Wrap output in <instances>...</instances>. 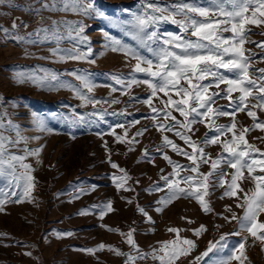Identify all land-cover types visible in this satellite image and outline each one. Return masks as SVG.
<instances>
[{"label": "snow or ice", "instance_id": "1", "mask_svg": "<svg viewBox=\"0 0 264 264\" xmlns=\"http://www.w3.org/2000/svg\"><path fill=\"white\" fill-rule=\"evenodd\" d=\"M4 7L34 14L38 18V26L32 32L21 34L20 27L27 29L29 25L18 17L14 18L10 27L0 25V42L12 40L21 45H55L47 49L48 56L37 55L25 47V57L50 60L52 63L76 61L94 65L96 60L91 58L93 49L87 35L91 25L86 24L85 20L99 19L129 38L130 42H125L104 32L106 49L122 54L125 66L130 67L131 71L127 75L121 72L105 74L112 83L98 85L92 73L84 68L64 72L41 66L24 71L14 70L12 79L15 84H28L48 92L66 90L80 101L79 107L91 105L93 110L82 115L73 110L70 116L63 113L45 116L32 112V127L26 129L8 111L9 106L14 109L18 105L12 100L6 104L5 97L0 94V181H5L0 185V212L5 211L8 203H22L25 200L37 203L32 195L38 183L33 175L36 169L26 161L33 158L37 166L42 164L41 153L46 143L39 144V141L54 134V129L49 127V119L70 127L98 126L107 122V115H130L126 109L109 113L103 107L105 104L111 107L121 103L118 97L96 98L95 89L103 86L110 89L109 96L119 91L121 96L128 95L130 99L146 105L151 113L146 119L161 135V142L154 152L167 162L171 172L160 175L163 184L153 182L147 189L150 193H164L155 201L154 211L163 213L175 201L186 199L194 200L205 215L212 214L229 224L235 221L234 231L221 233L217 240L209 241L206 250L189 264H232L233 261L236 264H251L248 248L259 244L264 252V220L259 219L264 214V150L246 138L257 129L264 132V119L258 115L264 113V68L253 67L257 63V53L245 48V44H256L264 52V41L251 39L255 34L252 26L261 29L259 34L264 35V0H139L136 11L125 8L120 15H108L99 7L97 0H29L25 5L17 4L16 0H0V9ZM44 12L63 13L65 16L52 19L43 16ZM124 13L128 18H123ZM67 14L79 19H66ZM0 15H10V12L0 11ZM45 19L50 24L45 25ZM167 24L176 26L178 31L163 30ZM225 33L231 35L226 36ZM64 41H69L72 47H61ZM82 47H86V50H82ZM260 61H264V56L260 57ZM141 86L148 92L143 100L131 94L134 87ZM221 100L227 101V104H220ZM174 113H178L179 118ZM238 113H245L252 124L244 126L237 119ZM221 118H229V122L219 123ZM126 123L127 127L125 123L109 125V134L114 136L116 142L126 143L131 152L139 143L136 138L143 136L149 128L141 127L129 137V128L140 121ZM198 124L208 131L203 137L194 139L199 131L195 127ZM116 128L123 129V134H117ZM30 130L37 135H26ZM167 133L183 141L184 146L177 144ZM255 139L264 142V136ZM34 142L38 146L29 147ZM104 146L107 149V141ZM211 146H219L220 151L215 156L206 150ZM169 151L184 157L188 163L181 164L174 160ZM141 159L154 163L156 155L145 146ZM108 162L120 173L112 175L117 190L134 191L128 184L132 177L111 160L110 150ZM204 165L208 166L207 172L201 171ZM160 172L164 173V169H160ZM246 179H250L254 185L247 191L241 187V182ZM96 187H81L74 199L89 194ZM218 189H223L220 199L235 198L236 208L242 210V215L233 211L231 205H225V212L231 213L230 216L215 212L211 197ZM127 203L132 204L133 200L129 199ZM97 210L100 220L115 211L113 202L108 200L83 208L78 215L94 214ZM136 210L148 224H155L144 207L136 204ZM181 219L188 224L195 223L187 217ZM100 226L108 232L118 233L130 250L124 252L105 243L75 250L93 256L107 250L117 257H123V264H146L148 260L153 264H177L197 248L196 240L183 237L181 233L191 231L198 239L208 231L204 224L193 229L168 227L167 231L174 233L175 238L158 241V246L150 245L149 250L145 251L135 239V228L123 232L108 225ZM214 227L219 231L223 225L216 224ZM55 235L60 239L72 236L73 232H57ZM7 236V233H0V237ZM230 236H240L241 239L230 249L227 257L214 258L216 253L228 247ZM24 255L32 256V253L25 252ZM97 260L99 264L98 257Z\"/></svg>", "mask_w": 264, "mask_h": 264}, {"label": "rangeland", "instance_id": "2", "mask_svg": "<svg viewBox=\"0 0 264 264\" xmlns=\"http://www.w3.org/2000/svg\"><path fill=\"white\" fill-rule=\"evenodd\" d=\"M29 0H16L17 4L25 5ZM139 0H97V4L108 15H120L121 10L128 8L132 11L137 10ZM165 2V0H162ZM38 6V5H37ZM2 12H10V15H0V25L10 27L12 19L20 18L29 26L25 29L20 27V33L25 34L32 32L38 26V18L34 14H27L22 10H9L4 7L0 9ZM43 16L52 19H60L65 16L63 13L44 12ZM66 19L75 20L79 17L67 14ZM123 18H128L127 14H123ZM19 23V21H17ZM86 24L91 25L87 29V35L90 37L91 47L93 49L92 59L96 60L94 65L81 63L76 61H68L67 63H52L50 60H42L36 58L25 57V47L30 52L37 55L48 56V48L55 47L54 44H45L41 46L21 45L15 41L0 42V94L5 97V103L14 101L18 107H8V111L13 113V119L22 127L31 129V113L36 112L45 116L52 113H63L70 116L75 110L78 114H84L92 111L91 105L87 107H79L80 101L73 94L66 90L57 92H48L28 84L17 85L12 79L14 70H30L37 66L54 69L58 72L65 70L71 71L76 68L88 69L92 73V78L98 85L111 84L112 81L105 74L113 72H121L127 75L131 69L125 66V58L118 52L107 50L104 32L130 42L128 37H123L121 33L107 25L103 20H85ZM45 25L50 21L45 19ZM254 33L251 39L256 42L264 41V35H260L261 29L254 26ZM163 30L178 31L174 25L167 24L163 26ZM226 36L231 35L225 33ZM61 47L69 48L72 44L64 41ZM245 48L256 52L255 60L257 63L254 68H264V61H260V57L264 56L256 44H245ZM86 50V47H82ZM131 63H135L132 61ZM65 79H72L65 77ZM74 83H78L73 81ZM223 87V86H222ZM110 89L108 87H97L95 89V97L98 99H111L118 97L120 104H114L109 107L105 104L108 112H119L126 109L130 115L105 117L106 123L97 125H83L70 127L66 123L58 120L49 119V127L54 129V134L46 136L39 141V144H45L41 153L42 164L37 166L33 158H29L27 163H31L36 169L33 175L38 181L32 195L36 198L37 203H30L25 200L22 203H8L5 211L0 212V233H7V237H0V264H123V257H117L107 250L96 253L95 256L85 254L75 249L95 247L100 243L110 244L124 252H128L129 246L123 242V238L118 233L108 232L100 225H108L113 228H119L123 232H127L130 228H135V239L139 246L145 251L149 250L150 245H157L158 241H166L175 238L174 233L167 231L168 227H177L183 229H193L200 224L207 226L208 231L198 239L193 236L191 231H184L181 236L196 240L197 248L187 258H182L177 264H189L195 256L205 251L209 241H215L221 233H230L235 230V221L225 223L221 218H217L212 214L205 215L200 210L198 204L194 200L180 199L171 204L163 213L154 211L155 201L164 195L161 192L150 193L147 189L153 182L160 181V175H166L171 172V167L164 161L158 153L154 152L156 145L161 142V135L149 119H146L151 113L149 108L132 100L128 95L121 96L120 92L113 93L109 96ZM132 96L138 97L139 100L147 98L148 92L144 86L134 87L131 90ZM166 99V98H165ZM158 104V101L154 100ZM220 104H227V101L221 100ZM178 116V113H174ZM260 119H264V113H258ZM237 119L244 126L252 124L251 118L245 113H238ZM139 120L140 123L129 128V137H131L141 127H148L149 131L143 136L137 137L139 141L135 145V150L129 152L126 143H118L114 136L110 133L109 125L115 126L117 123H125L127 121ZM219 123H228L229 118H221ZM199 131L194 139L203 137L208 130L203 125H196ZM117 134H123V129L116 128ZM26 135H37L34 131H27ZM171 139L177 144L183 145V141L179 140L172 133H167ZM101 136L103 138H101ZM264 136V132L260 130L252 131L246 136L250 143L256 144L261 150H264V142L255 139V137ZM75 137V138H73ZM107 141V149L104 142ZM37 143H32L29 147H36ZM147 146L153 155H156L154 163L141 159L142 149ZM109 150L111 151V160L124 168L132 177L128 184L132 186L134 191L117 190L112 180L115 173L120 175L117 169H113L108 162ZM190 151V149H188ZM207 151L213 156L220 151L219 146H211ZM174 160L181 164H187L188 161L177 156L171 151L168 153ZM164 169V173L160 172ZM201 171L207 172L208 166L204 165ZM231 171V170H229ZM245 176L247 173L245 172ZM139 181V183H136ZM5 181H0L3 185ZM96 185V189L89 194L74 199V196L81 187L89 188ZM241 187L247 191L254 187L250 179L241 182ZM7 191V189H5ZM223 189H218L211 197L212 206L216 213L231 215L225 212V205H231L233 211L242 215V210L236 208L235 198L220 199ZM242 196L243 193H238ZM11 199L15 200L16 197ZM133 200L132 204H128L127 200ZM111 200L113 202L114 212L109 213L103 220L98 218V210L90 215H78L83 208H89L92 205H98L101 202ZM136 204L144 207L149 215L155 221L154 225L148 224L145 219L137 212ZM181 217H187L195 223L188 224ZM264 220V214L259 218ZM135 222V223H134ZM220 224L223 227L217 231L214 225ZM154 228V231L150 229ZM73 232L70 237L58 239L55 233ZM243 235H247L244 233ZM241 239L240 236H230L229 244L222 252L216 253L214 258L227 257L230 249L233 248ZM251 244V240H249ZM4 245H8L7 247ZM25 252H31L32 256L24 255ZM247 254L251 264H264V252L261 251L260 245L248 248ZM213 254H210L212 256ZM208 258H205L207 260ZM145 264V262H139ZM146 264H153L148 260ZM232 264H236L235 261Z\"/></svg>", "mask_w": 264, "mask_h": 264}]
</instances>
